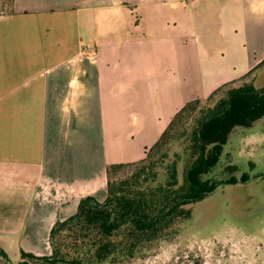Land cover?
Here are the masks:
<instances>
[{
    "label": "crops",
    "instance_id": "obj_1",
    "mask_svg": "<svg viewBox=\"0 0 264 264\" xmlns=\"http://www.w3.org/2000/svg\"><path fill=\"white\" fill-rule=\"evenodd\" d=\"M263 59L264 0H14L0 15V249L50 255L54 225L106 199L108 165L143 158L186 102Z\"/></svg>",
    "mask_w": 264,
    "mask_h": 264
},
{
    "label": "trees",
    "instance_id": "obj_2",
    "mask_svg": "<svg viewBox=\"0 0 264 264\" xmlns=\"http://www.w3.org/2000/svg\"><path fill=\"white\" fill-rule=\"evenodd\" d=\"M262 66L264 59L238 86L228 87L237 82L231 81L186 102L140 160L108 165L106 199L98 203L87 197L80 213L56 223L49 235L50 255L22 252L12 263L0 249V264H125L171 241L190 220L194 203L219 186L235 184L237 167L230 161L222 171L218 167L229 135L264 118V87L253 84ZM220 92L215 104L199 108ZM120 170L130 173L116 179Z\"/></svg>",
    "mask_w": 264,
    "mask_h": 264
},
{
    "label": "rangeland",
    "instance_id": "obj_3",
    "mask_svg": "<svg viewBox=\"0 0 264 264\" xmlns=\"http://www.w3.org/2000/svg\"><path fill=\"white\" fill-rule=\"evenodd\" d=\"M13 6L14 0H0V14L13 12ZM255 74L254 86L264 87V66ZM242 83L237 80L228 87ZM222 96L220 92L210 100L205 99L199 108L212 106ZM180 130V126L176 128V132ZM173 149L177 151V145ZM220 160L223 162L218 171L229 161L237 167L235 184L219 186L194 203L190 220L171 241L161 242L144 258L125 264H264V118L250 129L234 130ZM129 173L120 170L115 178ZM2 206L6 214L9 207ZM8 253V259L16 263L17 258Z\"/></svg>",
    "mask_w": 264,
    "mask_h": 264
},
{
    "label": "water",
    "instance_id": "obj_4",
    "mask_svg": "<svg viewBox=\"0 0 264 264\" xmlns=\"http://www.w3.org/2000/svg\"><path fill=\"white\" fill-rule=\"evenodd\" d=\"M83 205V203L80 205L79 207V213L81 212V206ZM99 207V204H94L93 205V208H98Z\"/></svg>",
    "mask_w": 264,
    "mask_h": 264
}]
</instances>
